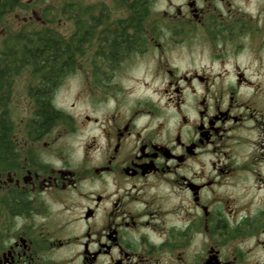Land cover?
I'll return each mask as SVG.
<instances>
[{
	"label": "flooded vegetation",
	"instance_id": "af4514ba",
	"mask_svg": "<svg viewBox=\"0 0 264 264\" xmlns=\"http://www.w3.org/2000/svg\"><path fill=\"white\" fill-rule=\"evenodd\" d=\"M110 3L91 5V114L57 107L37 134L32 107L9 140L0 264H264V0H186L183 29Z\"/></svg>",
	"mask_w": 264,
	"mask_h": 264
},
{
	"label": "trees",
	"instance_id": "16d2710c",
	"mask_svg": "<svg viewBox=\"0 0 264 264\" xmlns=\"http://www.w3.org/2000/svg\"><path fill=\"white\" fill-rule=\"evenodd\" d=\"M20 2L0 0V24ZM142 2L144 27L149 1ZM51 12L54 17L49 21L58 20L60 13L72 21L74 29L68 37L49 24L21 22L19 27H5L15 30L8 31V38L0 46V165H6L9 140L13 131L21 127L12 112L16 82L20 77L26 78V92L34 108L33 117L27 123L31 132L40 134L64 115L55 105L54 96L64 79L86 62L89 29H97L104 20L102 14L93 15L92 6L89 3L84 6L82 0H62Z\"/></svg>",
	"mask_w": 264,
	"mask_h": 264
},
{
	"label": "rangeland",
	"instance_id": "374dc122",
	"mask_svg": "<svg viewBox=\"0 0 264 264\" xmlns=\"http://www.w3.org/2000/svg\"><path fill=\"white\" fill-rule=\"evenodd\" d=\"M21 2L13 9V11L8 12L4 21L0 24V46L5 38H8V31L15 29H5L9 26H20L21 22L24 24L36 23L40 24H49L52 27H55L57 31H60L64 36L68 37L74 29L72 21L67 20L65 15L60 13L57 17L58 20L49 21L54 16L51 10H56V6L62 2V0H20ZM111 0H82V4L86 6L88 3L90 5L95 4L99 8H109L112 3ZM186 0H154L151 4V10L147 9L146 20L149 19L150 22H160L164 27L163 29H183L181 22L173 24L169 20V15L176 13L178 6L183 5ZM153 8V9H152ZM167 12V13H165ZM57 15V14H56ZM159 17V20H158ZM161 19V20H160ZM145 25L147 24L144 22ZM165 35V34H163ZM179 41H181L179 39ZM181 49L182 46H176ZM185 50V48H184ZM197 51V50H195ZM186 51L178 50L175 51L172 55V61L174 64L181 66V68L188 67L192 61V56H187ZM143 64L142 68H139L135 71L136 75H139L143 72L146 62H141ZM195 63L198 66L199 63V54L195 55ZM88 75V63L87 59L85 63L79 64L78 69L69 74L64 81L61 83L58 88L55 96L54 103L58 108H62L68 112L74 113L77 117H84L86 114H91V103L90 98V79ZM26 78H21L15 84V91L12 101V112L16 121L20 120L27 114L29 108L32 110V101L29 95L26 92ZM128 84L136 85V89H140L142 86L137 85L134 81H126ZM99 107L101 105H98ZM99 111V110H98ZM89 127L85 126L79 133L74 137L83 139L87 136Z\"/></svg>",
	"mask_w": 264,
	"mask_h": 264
}]
</instances>
